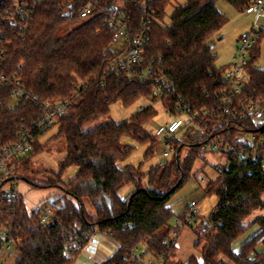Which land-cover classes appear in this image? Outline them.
I'll return each mask as SVG.
<instances>
[{"label":"trees","instance_id":"trees-1","mask_svg":"<svg viewBox=\"0 0 264 264\" xmlns=\"http://www.w3.org/2000/svg\"><path fill=\"white\" fill-rule=\"evenodd\" d=\"M12 1L0 0V14ZM69 1L74 5L71 16L60 8ZM177 1L152 0L148 7L151 23L146 57L161 60V72L173 84L161 100L152 98L151 83L128 75H108L109 64L119 53L110 48L113 31L104 24L106 14L121 9L136 31L145 16L144 0H102L87 20L79 19L78 2L47 0L38 5L27 32L4 27L9 45L0 60V73L16 74L21 85L42 101L73 102L70 115L34 132L33 153L18 160L16 174L32 190H49L50 195L32 209L23 195L7 200L0 197V239L2 230L15 239V264H73L67 245L74 240L82 250L94 233L107 234L119 244L110 258L98 264H139L147 257L162 264H264V250H258L264 245V146L260 141L264 121L256 125L250 117L230 120L218 116L200 122L210 137L220 138L224 148H233L225 153L229 167L219 172L215 181H208L204 190L206 196L218 198V205L199 226L196 219L183 224L197 236L195 247L201 250V261L196 257L186 263L177 260L176 241L183 227L170 225V201L191 178L193 162L206 140L203 134L193 127L181 129L167 141L175 148L173 160L152 166L148 172L122 165L134 149L123 144L124 138L147 144L145 158L153 155L161 142L147 130L157 116L154 103H160L170 119L182 116L180 107L191 115L217 107V94L225 88L226 68L215 66L212 40L228 23L218 3L225 1L243 13L255 0H184L166 23L167 10ZM257 36L247 65L248 82L240 97L244 103L264 102V69L257 66L264 31ZM2 96L0 144L12 145L21 128L42 117L44 110L29 102H13L7 91ZM142 100L151 105L129 120L88 127L108 116L117 102L128 109ZM55 125L58 135L64 137L66 157L57 172H41L44 183L32 182L26 177L31 159L43 150L40 139ZM253 136L255 143L251 144ZM186 147L192 152L182 162ZM253 153L259 158H253ZM72 167L77 169L75 177L64 182ZM126 186L132 191L123 198L120 192ZM46 205L53 208L54 216L43 224L42 208ZM186 212L177 221L183 223ZM254 226L261 232L236 253L234 243ZM143 244L146 251L138 257L135 251Z\"/></svg>","mask_w":264,"mask_h":264},{"label":"built area","instance_id":"built-area-1","mask_svg":"<svg viewBox=\"0 0 264 264\" xmlns=\"http://www.w3.org/2000/svg\"><path fill=\"white\" fill-rule=\"evenodd\" d=\"M47 0H13L11 7L0 14V60L5 55L9 41H6L4 27L14 30L18 33H25L34 23L37 8L39 4ZM79 4L78 17L80 20H87L93 16L94 12L100 8V0H72ZM152 0H144L142 11L145 14L140 26L135 31L130 26L127 15L115 9L106 14L104 24L113 31V39L111 44L112 51L119 53V56L109 64L108 75L121 76L128 75L138 78L146 84L153 85L152 98L161 100L169 93L173 84L169 78L162 74L163 62L156 58L146 57L148 44L150 43V20L147 16L149 4ZM64 9L66 15L71 16L74 12V5L69 1L60 8ZM246 15H253L256 18L264 14V0H255L244 11ZM256 25L251 33L243 34L238 43L237 54L233 58L232 63L224 72L225 88L218 92L217 107L213 109H203L191 115L187 109L180 107L178 112L181 117H174L169 122L157 128L154 136L164 143L166 147L170 144L168 140L176 136L181 129L185 127L195 128L205 137V143L202 145L204 151L230 153L233 148H224L220 144V138L213 139L205 131L202 130L200 122L210 117H227L230 120H240L243 117H250L253 122L258 125L264 121V102H247L240 99L243 87L248 82L247 65L251 50L257 42L258 31ZM7 91L8 96L13 102H29L36 104L44 110V114L38 120L33 121L29 126L21 128L18 134V140L12 145L0 144V197L2 199H16L21 196L20 191V176L16 174L18 169V160L25 157L34 151V132L44 131L54 123L65 116L70 115L72 101L48 102L42 101L34 96L30 91L21 85L16 74L8 76L0 73V109L5 105V99L2 96L3 92ZM145 108L140 107L139 112ZM251 144L255 143V137L250 139ZM264 146V142H261ZM175 153L174 147H168L163 152L165 158L170 157ZM253 158L258 159V155L253 153ZM229 167L227 159L226 166L219 168L218 172H222L224 168ZM201 182L207 185L208 180L201 178ZM10 184V189L5 190V186ZM198 215V203L192 201L185 213V221L183 224H189L196 219ZM54 216V210L50 205L42 208L43 224L49 223ZM178 225L180 223H177ZM97 233L90 237V241L86 246L93 253L96 251ZM16 241L10 236L7 231L2 233L0 239V261L3 260L7 252L15 248ZM67 256L71 262H74L81 251V246L77 241H71L67 247ZM1 264V263H0ZM139 264H162L155 263L149 260H140Z\"/></svg>","mask_w":264,"mask_h":264},{"label":"rangeland","instance_id":"rangeland-1","mask_svg":"<svg viewBox=\"0 0 264 264\" xmlns=\"http://www.w3.org/2000/svg\"><path fill=\"white\" fill-rule=\"evenodd\" d=\"M100 1L102 4V0ZM184 3V0H178L168 8L166 23H169V17L174 12V9L180 5H183ZM218 9L228 19V23L224 26L218 36H215L212 40L214 42V51L217 55L215 66L217 68H222L228 64V61L235 54V52H237L236 49L238 47L239 38L245 33H251L254 28V24L257 28V30L255 29L256 31H264V14L262 17L260 16L257 18L253 15H246L244 12L241 13L237 11L225 1H220L218 3ZM221 36H224V38L220 40ZM259 48L260 58L257 61V65L261 69H264V39L260 43ZM80 84L82 83L79 81V85ZM149 105H151L150 101L142 100L137 102L132 107L126 109L121 103L117 102L111 107V111L108 116L98 119L88 127L102 125L107 122L120 123L127 121L139 111L140 107L146 108ZM153 107L157 111V116L154 118V121L147 126V130L154 135L158 127L166 124L171 119L160 103H154ZM58 130V126L55 125L47 130L46 133L41 137L40 143L43 145V150L32 157L29 173L26 175V177L32 182L44 183L45 179L42 177L41 172H57L59 164L65 159L66 144L64 137L58 135ZM260 141L264 142V135H262ZM123 144L131 145L134 147V149L131 155L125 161H123L122 165H130L141 168L143 172H148L152 166L163 165L167 161L171 162L174 157V154L168 158L163 156V152L166 150V148L173 147L171 144L170 146L168 145V147H166L164 143L159 142L155 147L154 154L148 158L144 157L148 148L147 144L137 143L130 138H124ZM199 150V156L194 160L192 165L191 178L171 198L170 204L173 210V218L170 221V225H172V227L176 226L177 218L184 214L186 207L192 201H196L198 203V215L195 222L197 226L201 224L202 219L208 218L218 205V198L216 196L205 195L204 190L206 185L201 182V178L206 177L209 181H215L219 176L218 169L226 166L228 159L227 155L223 152L204 151L202 147H200ZM191 152L192 149L190 147L184 148L181 154L182 162ZM76 173L77 169L75 167L69 168L63 177V181H70L75 177ZM18 178H20L21 181L20 190L25 195L29 206H31L32 203L42 201V199L48 195L49 190H29L30 185L25 182L24 179H22V176ZM8 189H10V184L5 186V190ZM130 191H132V187L126 186L120 192L121 197L125 198L130 193ZM3 232L4 231L2 230V233ZM145 249L146 247L143 244L135 251V254L138 257H141L144 255L146 251ZM17 257L18 256L14 249H12L11 251L7 252L5 258L1 260L0 263L3 262L4 264H15ZM192 257H196L199 260V258H201V250L195 247V254H193ZM176 258L179 262L186 263L182 261L181 258H179L177 252ZM145 260H148V257L145 258ZM74 262L72 263L74 264Z\"/></svg>","mask_w":264,"mask_h":264},{"label":"crops","instance_id":"crops-1","mask_svg":"<svg viewBox=\"0 0 264 264\" xmlns=\"http://www.w3.org/2000/svg\"><path fill=\"white\" fill-rule=\"evenodd\" d=\"M223 38H224V36H221L220 40ZM236 54H237V52H235V54L228 61V64L225 66L226 69L230 66V64L232 63L233 58L236 56ZM202 178H206V177H202ZM29 190H32L31 187H29ZM50 193L51 192L49 191L48 195L45 198H43L42 201L45 200L49 196ZM21 194L25 197V195L22 192H21ZM25 199H26V197H25ZM42 201L32 203L31 206H29V209L37 208L38 205ZM188 206L186 207V209H188ZM186 209H185V211H186ZM177 223H180L179 226L183 227L182 231L179 234L177 241H176L177 255L179 256V258H181L182 261L188 262V260L193 256V254H195V244L197 242V236L195 235V233L190 228L184 227V225H182V222L177 221L176 225H178ZM260 232H261V228L259 226L252 227L244 236H242L240 239H238L234 243V245H233L234 251L236 253H239L241 250V247L245 243H247L250 239H252L256 235H258ZM118 248H119V244L115 240H113L109 235L98 234L97 235V243H96V251L93 253V251L90 248L87 249L85 247L83 249V251L80 252L78 257L76 258L74 264H98V263H101V262L107 260L108 258H110L118 250ZM258 250H259V252L263 251L264 245H261ZM201 260H202V256H201V258H199V261H201Z\"/></svg>","mask_w":264,"mask_h":264},{"label":"water","instance_id":"water-1","mask_svg":"<svg viewBox=\"0 0 264 264\" xmlns=\"http://www.w3.org/2000/svg\"><path fill=\"white\" fill-rule=\"evenodd\" d=\"M68 16V15H67Z\"/></svg>","mask_w":264,"mask_h":264}]
</instances>
